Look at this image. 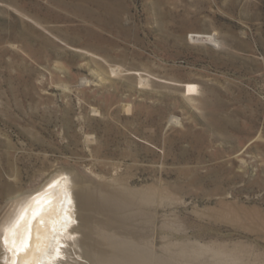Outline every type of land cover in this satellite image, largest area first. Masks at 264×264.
I'll return each instance as SVG.
<instances>
[{"label": "rangeland", "instance_id": "rangeland-1", "mask_svg": "<svg viewBox=\"0 0 264 264\" xmlns=\"http://www.w3.org/2000/svg\"><path fill=\"white\" fill-rule=\"evenodd\" d=\"M56 170L98 264H264V0H0V241Z\"/></svg>", "mask_w": 264, "mask_h": 264}, {"label": "bare ground", "instance_id": "bare-ground-1", "mask_svg": "<svg viewBox=\"0 0 264 264\" xmlns=\"http://www.w3.org/2000/svg\"><path fill=\"white\" fill-rule=\"evenodd\" d=\"M81 194L82 190H78L75 178L67 172L65 174L56 170L36 189L23 195L29 197L25 199V204L20 202L16 206L18 218L11 223L9 220L10 227L5 238L0 241V264H85V260L98 264L104 259L112 260L115 254H104L101 259L96 243H91L92 249L86 250L83 231L89 226L82 218ZM132 196L133 193L128 189L117 195L104 189L103 201L115 204ZM30 208L33 213L28 217ZM69 248L63 258V252ZM83 248L86 253L91 252L90 260L86 253L80 254ZM73 250V254L69 255Z\"/></svg>", "mask_w": 264, "mask_h": 264}]
</instances>
